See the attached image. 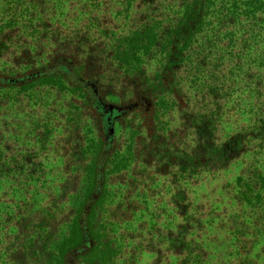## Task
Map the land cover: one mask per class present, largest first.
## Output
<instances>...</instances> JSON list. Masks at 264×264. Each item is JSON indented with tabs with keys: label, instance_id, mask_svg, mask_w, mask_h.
<instances>
[{
	"label": "trees",
	"instance_id": "1",
	"mask_svg": "<svg viewBox=\"0 0 264 264\" xmlns=\"http://www.w3.org/2000/svg\"><path fill=\"white\" fill-rule=\"evenodd\" d=\"M62 1L0 0V58L11 50L22 57L20 66L22 59L25 64L19 73L0 70V90L31 96L40 91L21 90L62 89L56 92L69 93V107L80 111L78 120L87 112L97 118L98 153L88 166L89 182L72 219L69 249L58 263L66 264L69 256L91 258L93 264L108 259L109 244L94 236L95 216L106 165L119 151L113 132L119 125L129 130L136 156L155 162L160 172L168 169L177 180V208L184 218L177 224V238L163 241L168 251H176L177 264H264V0H88L89 6L72 16L87 19L74 25L66 22ZM44 45L49 56H31V46L42 50ZM146 58L159 65L151 76ZM176 85L180 127L164 135L156 122L159 104L176 92ZM236 95L242 124L219 140L226 103ZM110 96L118 99L111 107L122 108L120 113H108ZM108 120L112 143L103 140ZM143 127L146 137L140 133ZM239 159L244 160L238 176L221 193L227 206L222 220L214 212L216 219L209 224L189 216L191 205L183 202L190 181L215 180ZM209 228L214 236L202 238ZM44 243L37 236L32 257L46 250ZM101 245L108 252L99 251ZM18 259L5 258L20 264Z\"/></svg>",
	"mask_w": 264,
	"mask_h": 264
},
{
	"label": "rangeland",
	"instance_id": "2",
	"mask_svg": "<svg viewBox=\"0 0 264 264\" xmlns=\"http://www.w3.org/2000/svg\"><path fill=\"white\" fill-rule=\"evenodd\" d=\"M86 1H62V11L67 13L65 16L69 14L66 22L74 25L87 19L88 15L83 14L72 17L78 8L83 10L89 6ZM32 46L31 56L36 53L41 54L40 59L49 56L48 46L44 45L42 50ZM21 58L7 51L0 58V70L10 74L23 71L25 64L22 59L20 66ZM33 59L36 64L38 57ZM143 63L149 76L159 66L148 58ZM0 91H10L0 95V151L4 150L0 178V264H16L7 262V257H19L18 261L23 264H59L62 253L67 252L74 213L83 202L89 182L88 166L98 153L97 118L87 112L78 120L80 111L74 112L69 107V93L56 92L62 89L38 86L21 90L40 91L31 96L23 93L16 96L11 91L18 90L8 88ZM174 91L159 104L156 122L164 135L180 127L177 85ZM73 97L79 99L80 95ZM106 101L108 107L118 103L112 96ZM238 102L240 97L236 95L226 103L228 114L218 127L219 140L237 131L242 124L238 117L240 111L235 109ZM140 129L141 136L146 137V129ZM113 132L119 151L110 156L105 168L103 200L95 216L99 226L94 232L96 239L103 240L101 244H109L110 253L99 264H177L176 251H168L167 243H163L177 238V224L184 218L177 208V180L168 169L160 172L155 169L158 168L155 162L144 163L143 157L134 154L129 130L115 125ZM243 160L236 161L215 180L204 177L190 181L193 186L186 191L183 202L191 205L189 216L209 224L216 219L214 212L221 214L222 220L227 206L221 193L238 176ZM38 226L42 227L39 233ZM214 233L209 228L200 236L210 238ZM37 236L44 238L47 248L42 253L37 250L32 257L31 245ZM99 251L108 252L102 245ZM87 253L91 254L86 250ZM27 254L30 256L23 260ZM75 262L93 264V259L82 256Z\"/></svg>",
	"mask_w": 264,
	"mask_h": 264
},
{
	"label": "flooded vegetation",
	"instance_id": "3",
	"mask_svg": "<svg viewBox=\"0 0 264 264\" xmlns=\"http://www.w3.org/2000/svg\"><path fill=\"white\" fill-rule=\"evenodd\" d=\"M99 101L103 104V102L99 99ZM102 106H104L105 107V105H102ZM105 108H107V107H105ZM122 111V108H120V107H108V113H110V114H113L114 112H118V113H120ZM116 119H117V117H115ZM109 121V123H108V126H107V129H106V131L104 132V136L105 137H103L104 139V141H107V143H112V129H110V126H109V124L111 125V121L110 120H108Z\"/></svg>",
	"mask_w": 264,
	"mask_h": 264
},
{
	"label": "snow or ice",
	"instance_id": "4",
	"mask_svg": "<svg viewBox=\"0 0 264 264\" xmlns=\"http://www.w3.org/2000/svg\"><path fill=\"white\" fill-rule=\"evenodd\" d=\"M177 99L180 100L179 97H178ZM181 102H182V101H181ZM58 126H59V125H58ZM184 135H187V133H185ZM20 264H23V261H20ZM66 264H75V260H74V258L71 257V256L67 257Z\"/></svg>",
	"mask_w": 264,
	"mask_h": 264
}]
</instances>
